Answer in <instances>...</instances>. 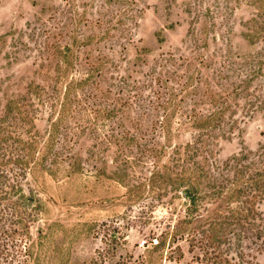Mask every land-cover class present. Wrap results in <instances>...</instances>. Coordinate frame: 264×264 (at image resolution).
Instances as JSON below:
<instances>
[{
	"label": "rangeland",
	"instance_id": "1",
	"mask_svg": "<svg viewBox=\"0 0 264 264\" xmlns=\"http://www.w3.org/2000/svg\"><path fill=\"white\" fill-rule=\"evenodd\" d=\"M237 161L264 162V0H0V216L27 264H200L187 192Z\"/></svg>",
	"mask_w": 264,
	"mask_h": 264
},
{
	"label": "trees",
	"instance_id": "2",
	"mask_svg": "<svg viewBox=\"0 0 264 264\" xmlns=\"http://www.w3.org/2000/svg\"><path fill=\"white\" fill-rule=\"evenodd\" d=\"M231 168L234 169L232 181L223 180L222 186L209 187L210 190L187 192L191 208L188 225L194 226L189 237L191 248L199 252L200 264H259L257 255L264 251V208L259 206V200L264 201V162L241 165L237 161ZM197 193L204 194L202 198L210 202L199 206ZM200 209L204 214H198ZM1 217L0 264H13L18 257H26L18 264H27L28 248L24 254L18 250V240L13 237L16 230H7ZM15 219H9L12 225L17 223V215ZM11 237L15 241L10 245L5 241Z\"/></svg>",
	"mask_w": 264,
	"mask_h": 264
}]
</instances>
